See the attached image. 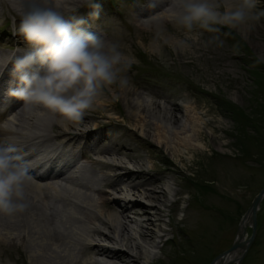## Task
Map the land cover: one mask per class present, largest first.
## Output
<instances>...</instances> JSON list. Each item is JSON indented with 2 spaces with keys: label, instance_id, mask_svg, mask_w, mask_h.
<instances>
[{
  "label": "bare ground",
  "instance_id": "bare-ground-1",
  "mask_svg": "<svg viewBox=\"0 0 264 264\" xmlns=\"http://www.w3.org/2000/svg\"><path fill=\"white\" fill-rule=\"evenodd\" d=\"M127 1L135 7L137 13L133 18L138 27L148 31L150 38L157 34V41L149 44L152 52H160L165 42L177 49V38L157 32L161 24L173 23L164 11L167 0H159L155 9L148 7L152 0H141L143 6L137 5V0ZM112 2L104 0V5L116 12L117 5ZM95 3L101 10V0ZM15 6V0H0V18L4 9L15 13ZM260 9L257 5L256 11ZM74 15L86 20L88 31L104 35L88 10L77 9ZM120 15L124 18L119 27L107 22L104 31L120 41L118 44L124 53L127 47L120 36L126 26L130 28V17ZM142 15L148 18L143 20ZM15 18L20 22L18 16ZM262 19L253 27L246 25L238 31L252 30L262 35ZM1 20L0 89L13 96L9 90L13 83L17 86V81L11 74L12 61L21 57L15 48H30L19 34L5 33L2 29L7 21L4 17ZM14 27L16 31L18 26ZM221 29L228 28L221 26ZM108 34L104 35L105 39L110 37ZM130 44L133 48V39ZM121 93L129 116L135 120L130 132L138 133L147 147L163 154L162 169L154 171L153 165L144 168V163L137 162V166L123 161L122 158L131 156L133 147L124 141V132L115 134L113 130L106 134L103 131L105 126L97 121L102 115L94 114L92 125L87 124L85 117L78 124L61 126L56 123L57 117L46 110L26 109L23 101L14 97L0 122V142L17 148L32 179L26 185L27 210L12 217L0 215V241L6 246L0 257L5 264H11L10 261L12 264H181V242L175 243L173 237L165 238L168 229L162 224H166L164 218L168 217L179 228L174 219L181 190H175L172 185L175 182L179 185L178 178L185 173L176 160L183 161L180 149L196 155L200 152L203 146L200 140L207 137L202 127L207 122L200 121L191 101L185 102L184 113L178 115L175 106H180L175 102H170L169 107L148 100L129 84L121 88ZM165 97L162 96L167 101ZM43 125L47 127L44 130ZM88 165L108 172H93L89 177ZM170 192H174L173 199L168 197ZM200 205L207 209L203 202ZM167 246H170L168 252ZM229 259L224 256L210 264Z\"/></svg>",
  "mask_w": 264,
  "mask_h": 264
},
{
  "label": "rangeland",
  "instance_id": "rangeland-1",
  "mask_svg": "<svg viewBox=\"0 0 264 264\" xmlns=\"http://www.w3.org/2000/svg\"><path fill=\"white\" fill-rule=\"evenodd\" d=\"M112 1V5H117V14L111 12V8L107 9L101 0L97 28L107 35L105 23L118 26L124 18L121 13L130 17V28L126 26L120 36L127 47L124 54L131 61L126 72L129 86L142 92L148 100L169 107L172 106L170 102H175L180 106H175L178 115L184 113L185 102L191 101L200 121L207 122L202 127L207 137L200 140L203 145L200 152L196 155L180 149L183 161L176 160L185 173L178 178L179 185L176 182L172 185L175 190H181L174 219L179 228L176 229L168 217L162 225L168 229L165 238L173 237L175 243L181 242V264H210L231 246L243 214L264 186V63L256 62L257 57L264 56V34L252 30L240 33L236 29H221L214 33L196 27L194 34H199V38L196 42L188 40L191 45L188 51H177L170 42H165L160 52H152L149 44L157 41V34L150 38L148 31L138 27L133 18L137 12L130 2ZM136 4L143 6L141 0ZM258 6L261 7L259 12H264V0H258ZM80 8L88 13L92 11L87 6ZM16 16L4 9L1 17L7 21L2 30L12 36L16 35L14 25L19 23ZM263 17L251 27L263 21ZM146 18L147 15H142L143 20ZM157 32L173 35L178 40L186 38L185 30L174 22L161 24ZM107 38L120 42L111 34ZM121 96V87L104 90L97 98V112L85 116L87 124L92 125L94 114L102 115L97 121L105 126L103 131L106 134L113 130L115 134L124 132V141L133 147L131 156L122 158L123 161L134 165L144 163V168L153 165L154 171L162 169L163 154L147 147L138 133L130 132L135 120L129 116ZM44 128L47 127L43 125ZM82 162H85L84 158ZM87 169L89 177L93 172H108L96 165H88ZM89 193L93 195V192ZM172 193H169V199L174 198ZM202 202L206 210L201 207ZM250 232L247 227V236ZM170 246L166 247L167 252ZM4 247L0 241V256ZM16 256L14 252V258ZM0 264H5L1 257ZM240 264H264V200L257 211L254 239Z\"/></svg>",
  "mask_w": 264,
  "mask_h": 264
},
{
  "label": "clouds",
  "instance_id": "clouds-1",
  "mask_svg": "<svg viewBox=\"0 0 264 264\" xmlns=\"http://www.w3.org/2000/svg\"><path fill=\"white\" fill-rule=\"evenodd\" d=\"M14 11L19 34L30 50L15 57L12 75L17 86L10 94L28 108H41L57 117L61 126L78 124L95 109L98 96L113 86L125 87L131 61L120 45L104 35L86 29V20L77 18L78 8L93 9L99 17L95 0H15ZM258 0H167L164 11L186 38L177 41V50L191 48L188 40L198 41L194 28L218 33L221 26L240 30L259 21ZM159 6L152 0L150 9ZM215 39H218L215 38ZM222 43V42H221ZM264 63V56L257 57ZM17 148L0 142V215L12 217L29 207L26 185L29 169L17 154Z\"/></svg>",
  "mask_w": 264,
  "mask_h": 264
},
{
  "label": "water",
  "instance_id": "water-1",
  "mask_svg": "<svg viewBox=\"0 0 264 264\" xmlns=\"http://www.w3.org/2000/svg\"><path fill=\"white\" fill-rule=\"evenodd\" d=\"M263 200L264 186L253 197L249 207L243 214L237 229L236 237L233 240L231 246L227 250L223 251L221 254L216 256L212 260V262L220 259L221 257L228 256L230 258L229 260H226V262L219 264H228L230 262H233L235 264L241 263L243 257L245 256L249 246L251 245L254 239L256 232L257 211L259 210ZM247 227L251 229V232L248 236L246 233Z\"/></svg>",
  "mask_w": 264,
  "mask_h": 264
}]
</instances>
